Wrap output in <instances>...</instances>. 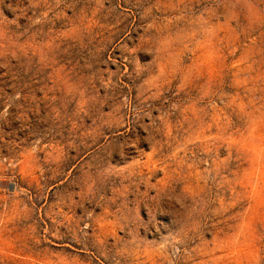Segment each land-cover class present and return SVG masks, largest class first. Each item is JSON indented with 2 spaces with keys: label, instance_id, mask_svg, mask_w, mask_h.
I'll return each mask as SVG.
<instances>
[{
  "label": "rangeland",
  "instance_id": "obj_1",
  "mask_svg": "<svg viewBox=\"0 0 264 264\" xmlns=\"http://www.w3.org/2000/svg\"><path fill=\"white\" fill-rule=\"evenodd\" d=\"M0 264H264V0H0Z\"/></svg>",
  "mask_w": 264,
  "mask_h": 264
}]
</instances>
